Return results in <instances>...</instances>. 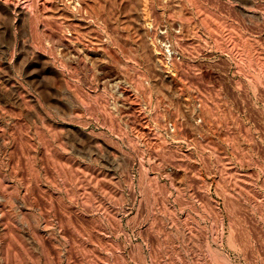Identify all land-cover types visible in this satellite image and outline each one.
<instances>
[{"label": "rangeland", "instance_id": "rangeland-1", "mask_svg": "<svg viewBox=\"0 0 264 264\" xmlns=\"http://www.w3.org/2000/svg\"><path fill=\"white\" fill-rule=\"evenodd\" d=\"M0 264H264V0H0Z\"/></svg>", "mask_w": 264, "mask_h": 264}, {"label": "bare ground", "instance_id": "bare-ground-1", "mask_svg": "<svg viewBox=\"0 0 264 264\" xmlns=\"http://www.w3.org/2000/svg\"><path fill=\"white\" fill-rule=\"evenodd\" d=\"M10 117V116H9ZM3 119V118H2ZM6 119H8V117H6ZM2 121V120H1Z\"/></svg>", "mask_w": 264, "mask_h": 264}]
</instances>
